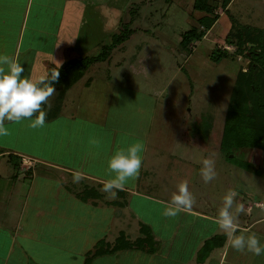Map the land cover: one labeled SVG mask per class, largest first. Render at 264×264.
<instances>
[{
    "label": "rangeland",
    "instance_id": "1",
    "mask_svg": "<svg viewBox=\"0 0 264 264\" xmlns=\"http://www.w3.org/2000/svg\"><path fill=\"white\" fill-rule=\"evenodd\" d=\"M193 2L194 0H127L122 21L111 36L117 37L121 32L125 37L110 49V55L108 54L105 61L100 60L94 65L93 75L103 77L102 80L108 79L107 82H123L136 90L133 92L131 89H122L118 84H115L112 90L111 107L114 108L116 105L118 109L120 108L122 114L116 120L124 124V128H120L124 131L119 135L127 138L126 130L134 129L135 126L139 130L145 128L143 130L146 131L145 138L149 140V145L157 147L159 144L165 151L157 158H145L144 163L148 166L154 165L157 171L156 174L145 175L143 182H138L139 187H142L140 190L168 202L176 184L184 180V177L192 176L193 181L187 182L194 197L190 209L216 216L217 209L222 205L224 193L234 189L237 195L233 201L232 211H235L237 203H242L248 210L234 217L238 231H243L245 235L253 232L264 241V165L259 160L260 152L248 148L232 149L230 155H237L248 164L249 168H244L227 159L219 149L223 119L232 87L238 81L239 72L246 69L248 60L245 56L230 53L233 46L224 43L230 20L220 9V0H207L215 6V12L212 14L216 13L217 18L204 30L198 25L197 18L205 13L194 9ZM227 9L241 23L264 29L263 0H231ZM192 25L203 30L202 36L190 43V51L181 50L178 47L180 36ZM222 47H226L229 53L218 61L213 60L212 52ZM121 76L125 79L120 80ZM57 101L60 102L59 98ZM58 102L53 105H58ZM143 117L153 118L149 128L143 123L136 122L142 121ZM130 118H134L135 122L123 120ZM82 129L80 134H86L87 126L83 125ZM55 140L56 138L51 135L47 139L44 138L42 147L39 148L40 153L54 152ZM77 143V146L70 145V148L67 143L69 152L75 154L81 150L82 141ZM60 144L61 142L58 146ZM171 152L174 155L171 156ZM180 155L191 157L193 167H190L191 173H188L189 169L185 171L181 160L175 164ZM55 157L59 161L60 157L58 155ZM204 159L213 161L216 172L215 177L207 183L203 181L198 170ZM35 161L30 159V164L33 165ZM27 164L29 163L22 162L21 167L25 168ZM253 166H258L259 173L251 170ZM174 171L176 174H172ZM81 178L78 181L73 180L74 187H79V190L85 189L82 186L87 181L84 179L83 182ZM40 179L43 178L35 177L36 183L41 182ZM66 179L69 180L68 177ZM137 181L138 179L135 180L136 184ZM34 191L33 189L32 195ZM65 195L70 196V199H65V211L69 215H64L63 218L50 214L51 212L46 216L37 215L22 227L26 235L29 233L32 238L26 241L20 234H16L15 237L16 244L27 246L31 248L30 251L37 252V258L43 259L44 264H83L86 251L101 245L100 241L104 242V245L110 241H113L112 246L115 243L116 237L113 239V236L112 238L107 237L108 235L107 238L101 236L107 231V225L99 223L90 226L93 223L92 216L87 214L90 210L89 204L81 202L82 199L79 197L77 199L69 193ZM67 200L72 201L69 206L66 205ZM130 200L132 204L140 203L138 196L131 195ZM256 202H261V206L256 205ZM153 205H160V212L156 207L154 209L156 211H152ZM163 207L162 204L152 202L150 207H145L144 213L147 212L150 216L157 213V217L162 216ZM28 210L29 208L25 214ZM108 210L110 209L105 208L102 211L107 214ZM182 214L184 213L178 212L175 217H169L170 224L176 222ZM193 221L195 220L188 218L185 224L179 227V231L185 234L183 238L190 240L186 233L191 226H195L196 222ZM213 224L210 221L202 223L203 230H210ZM6 235L0 229L1 251L6 249L10 241ZM212 240L214 238L208 240V245L212 244ZM215 240L217 242L218 237ZM161 241L165 248L171 239L162 237ZM190 245L191 243H188L186 247ZM61 249L68 250L72 256L67 255L66 251L61 252ZM226 250L227 255L223 264H229L228 259L235 258L238 259L237 264H264V253L254 255L246 250H234L228 245ZM119 259L121 263H128L125 256L119 255ZM109 262L112 263L113 260L110 258ZM138 263H141L140 255H137L136 264ZM91 264L109 263L104 261V256H100L93 259Z\"/></svg>",
    "mask_w": 264,
    "mask_h": 264
},
{
    "label": "crops",
    "instance_id": "2",
    "mask_svg": "<svg viewBox=\"0 0 264 264\" xmlns=\"http://www.w3.org/2000/svg\"><path fill=\"white\" fill-rule=\"evenodd\" d=\"M126 6L127 0H0V53L18 58L25 68V75L31 74L35 78L40 72L55 67L58 61L61 66L67 60L97 54L101 46L111 41L112 33L118 29ZM98 62H92L63 91L60 102L57 101L60 85L55 84V94H52L48 104L42 105V108L48 113L52 111L53 104L58 102V109L56 114L45 117L43 126L31 128L26 119L9 121L4 125L8 134L0 136V229L7 234L6 238L9 236L10 241L4 251L0 250L3 253L0 254V264H44L43 259L37 258V252L16 244L15 237L20 234L26 241L31 239L22 227L37 215L46 216L50 212L59 218L69 215L65 211V199H70V196L65 193L77 198L76 192L79 191V187H74V173L82 177L81 181L87 179L82 187L95 188L99 193V197H88L81 202L90 206L87 214L92 216L91 227L99 223L107 225V231L101 236H113L114 239L118 235H124L133 239L140 234L139 226L143 223L148 225L153 239L158 243L152 252L141 248H121L97 253L90 257L89 264L100 256H104V261L109 264H124L119 255L128 258L126 264H136L137 255L141 257V263L138 264H223L228 244L223 230L215 223L216 216L188 209L180 211L184 214L170 224L169 217L144 213L145 207H150L152 202L162 205L166 202L165 199L140 190L142 187L138 183L143 182L145 175L156 174L157 171L154 165L144 163L145 158H157L165 151L159 144L157 147L149 145V140L145 138L146 131L143 130L145 128L139 130L135 126V130H126L127 138L119 135L124 131L120 129L124 128V124L116 120L122 114L120 108L116 105L111 107L112 90L115 84L122 89H131L133 92L136 90L123 82H107L108 79L102 80L103 77L93 75L94 65ZM123 76L125 77L124 74ZM124 77L121 76L120 80L125 79ZM152 119L143 117L142 121L136 122L149 128ZM123 120L135 122L134 118ZM83 125L87 126V132L81 135ZM49 135L56 138L55 150L42 154L39 148L42 147L43 139H47ZM133 140H139L144 145L139 174L134 179H129L122 190H117L114 198H107L99 190L111 175L106 169L107 157L115 148L123 147ZM81 141L80 151L75 154L69 152L70 145L77 146V142ZM61 147L65 149L61 151ZM10 155L14 156L13 160L9 158ZM56 155L60 157L59 161ZM170 155L174 154L171 152ZM22 156L36 160L28 170V167H21ZM178 157L175 164L181 160L185 171L189 169L188 173H191V157ZM172 174H176L175 171ZM37 176L43 178L39 183L35 180ZM184 180L188 183L193 181L192 176L184 177ZM33 189L35 191L32 195ZM131 195L138 196L140 203L132 204ZM146 200L151 202L147 203ZM67 202L66 205L69 206L72 201ZM159 206L153 205L152 211L157 208L160 212ZM27 208L29 210L25 214ZM105 208L110 209L107 214L102 211ZM84 211L87 212L86 209ZM188 218L196 222L186 233L190 240L183 238L185 234L179 231V227ZM208 221L214 223L213 227L204 231L202 223L206 224ZM28 230L30 231V226ZM162 237L171 239L165 248ZM212 238V244L208 245V240ZM100 243L99 246L110 248L113 241L107 245L101 241ZM188 243L191 245L186 247ZM96 247L98 246L86 251L85 255ZM65 251L67 255L72 254L61 249V252ZM110 258L112 263L109 262ZM28 259L30 262L27 263ZM227 262L237 264L238 259H228Z\"/></svg>",
    "mask_w": 264,
    "mask_h": 264
},
{
    "label": "trees",
    "instance_id": "3",
    "mask_svg": "<svg viewBox=\"0 0 264 264\" xmlns=\"http://www.w3.org/2000/svg\"><path fill=\"white\" fill-rule=\"evenodd\" d=\"M230 0H220V9L229 17L230 27L224 43L233 46L232 54L245 56L248 64L245 70L239 72L238 81L232 87L231 95L225 110L223 126L219 140V149L227 159L235 164L249 168L248 164L237 155L233 157L232 149H257L260 152V163L264 165V29L254 25L241 23L237 18L231 15L226 7ZM193 8L204 12L197 18L198 25L204 30L208 29L211 23L217 18L215 6L207 0H194ZM192 25L184 31L178 42L181 50L190 51V43L201 38L203 30ZM125 34L121 32L117 37H111L108 44L101 46L100 51L95 55L83 56L76 59H70L59 67V80L55 84L60 85L58 98L63 91L71 85L84 70L95 61L105 59L110 49L123 39ZM213 60H220L221 57L228 54L226 47L212 52ZM58 105L55 104L52 111L46 113L45 117H51L56 114ZM13 160L14 156H9ZM33 166V165H32ZM31 166H28L27 170ZM253 172L259 173L258 166L251 168ZM77 197L82 200L88 197L97 198L99 193L95 188L85 187V189L76 192ZM139 235L133 239H128L124 235H118L115 243L110 248L101 246L88 252L83 260L87 264L93 254L108 252L121 248H141L147 252L154 251L158 243L153 239L148 225L140 223ZM208 244V243H207ZM92 253V254H91Z\"/></svg>",
    "mask_w": 264,
    "mask_h": 264
},
{
    "label": "clouds",
    "instance_id": "4",
    "mask_svg": "<svg viewBox=\"0 0 264 264\" xmlns=\"http://www.w3.org/2000/svg\"><path fill=\"white\" fill-rule=\"evenodd\" d=\"M55 61H58L54 58ZM59 63L40 72L35 78L31 74L25 75V68L21 61L7 54L0 53V136H6L8 129L4 126L9 121L26 119L28 126L39 128L45 124V111L42 105L48 104V98L56 91L55 82L59 80ZM144 145L139 140H133L123 147L115 148L107 157L106 169L111 173L99 189L107 198H114L117 190H122L129 179L139 174L142 164V150ZM199 174L207 183L215 175L213 161H201ZM80 176L74 173L73 180ZM237 193L234 189L226 191L222 197V205L217 209L215 223L223 230L229 247L237 251H248L254 255L264 253V241L253 232L247 235L238 231L234 217L241 212H247L242 203H237L232 211L233 201ZM194 197L189 190L186 180L176 184L168 202H163L161 214L175 217L178 212L192 207Z\"/></svg>",
    "mask_w": 264,
    "mask_h": 264
},
{
    "label": "built area",
    "instance_id": "5",
    "mask_svg": "<svg viewBox=\"0 0 264 264\" xmlns=\"http://www.w3.org/2000/svg\"><path fill=\"white\" fill-rule=\"evenodd\" d=\"M20 161H21V163H22V162H28L29 164H27V165H28V166H29V165L32 166V165L30 164V163H31V162H30V158H27V157H25V156H22L21 159H20ZM33 165H34V164H33ZM28 166H27V167H28ZM255 204L261 206L262 203H261V202H256ZM248 206L250 207V205H248Z\"/></svg>",
    "mask_w": 264,
    "mask_h": 264
}]
</instances>
